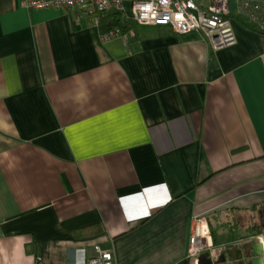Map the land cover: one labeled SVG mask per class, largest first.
Instances as JSON below:
<instances>
[{"label":"crops","instance_id":"0c3cea01","mask_svg":"<svg viewBox=\"0 0 264 264\" xmlns=\"http://www.w3.org/2000/svg\"><path fill=\"white\" fill-rule=\"evenodd\" d=\"M21 1L0 0V264H86L96 245L195 264L194 217L218 253L264 224V34L240 0L220 49L168 24L103 41L82 8Z\"/></svg>","mask_w":264,"mask_h":264},{"label":"built area","instance_id":"2783aa9c","mask_svg":"<svg viewBox=\"0 0 264 264\" xmlns=\"http://www.w3.org/2000/svg\"><path fill=\"white\" fill-rule=\"evenodd\" d=\"M27 9L55 8L68 10L79 7L95 24L98 14L109 9L122 10L138 25L168 24L178 35L198 34L211 48L220 49L234 45L236 35L228 0H22ZM238 14L264 31V3L240 0ZM120 35L118 28L101 33L100 38L108 41ZM203 217H194L189 236L187 258L196 261L204 251L216 258L218 251L207 242L208 232L202 229ZM86 264H116L111 251L94 246V254Z\"/></svg>","mask_w":264,"mask_h":264},{"label":"water","instance_id":"95a60500","mask_svg":"<svg viewBox=\"0 0 264 264\" xmlns=\"http://www.w3.org/2000/svg\"><path fill=\"white\" fill-rule=\"evenodd\" d=\"M195 264H264V226L241 240L233 251L224 249L218 259L209 251L202 252Z\"/></svg>","mask_w":264,"mask_h":264},{"label":"trees","instance_id":"16d2710c","mask_svg":"<svg viewBox=\"0 0 264 264\" xmlns=\"http://www.w3.org/2000/svg\"><path fill=\"white\" fill-rule=\"evenodd\" d=\"M97 18V26L99 27L100 33L109 31L112 28H118L121 32L129 31L138 25L122 10L117 9H109L108 11L99 13ZM259 32L264 34V31Z\"/></svg>","mask_w":264,"mask_h":264},{"label":"flooded vegetation","instance_id":"af4514ba","mask_svg":"<svg viewBox=\"0 0 264 264\" xmlns=\"http://www.w3.org/2000/svg\"><path fill=\"white\" fill-rule=\"evenodd\" d=\"M261 226H264V224H263V225H259L258 228H257V230H254V231H256V232L259 231V229H260ZM221 252H222V251H220V252L218 253V256L216 257V259L219 258V255H220Z\"/></svg>","mask_w":264,"mask_h":264},{"label":"snow or ice","instance_id":"6c2138e0","mask_svg":"<svg viewBox=\"0 0 264 264\" xmlns=\"http://www.w3.org/2000/svg\"><path fill=\"white\" fill-rule=\"evenodd\" d=\"M145 214H147V213H145Z\"/></svg>","mask_w":264,"mask_h":264}]
</instances>
